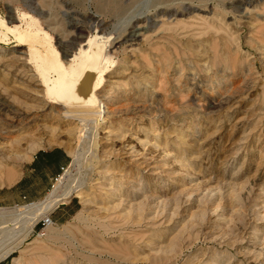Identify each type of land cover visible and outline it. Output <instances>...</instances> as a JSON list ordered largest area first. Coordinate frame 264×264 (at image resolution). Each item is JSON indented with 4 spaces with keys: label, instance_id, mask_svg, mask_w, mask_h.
Masks as SVG:
<instances>
[{
    "label": "rangeland",
    "instance_id": "obj_1",
    "mask_svg": "<svg viewBox=\"0 0 264 264\" xmlns=\"http://www.w3.org/2000/svg\"><path fill=\"white\" fill-rule=\"evenodd\" d=\"M0 22V187L40 149L70 156L48 193L60 182L69 194L53 225L38 218L0 264H264V0H0ZM29 43L64 71L36 63ZM87 43L105 75L95 131L48 86L77 85L63 57ZM150 196L140 216L106 211ZM30 209L0 207V251L26 235Z\"/></svg>",
    "mask_w": 264,
    "mask_h": 264
},
{
    "label": "bare ground",
    "instance_id": "obj_2",
    "mask_svg": "<svg viewBox=\"0 0 264 264\" xmlns=\"http://www.w3.org/2000/svg\"><path fill=\"white\" fill-rule=\"evenodd\" d=\"M145 21L147 22V20H145ZM0 24L1 25H5L4 22H0ZM149 25L146 28L145 27H135L132 31H130V34H129L128 38H130V39L132 38L133 39V38L139 37L142 33H145L147 31H149L150 29H154V27L156 26V23L150 21ZM5 30H7V29L5 28ZM13 33H14L15 36L20 35L18 30H14ZM31 36H33V35H31ZM26 37L29 39V36H26ZM33 37H35V36H33ZM28 39H27V41H28ZM19 41H21V40H19ZM23 41H25L24 43H26V39L25 40L23 39ZM23 41H22V43H23ZM29 42H31V41H29ZM87 44H88V47H87L86 51H84L82 49V47L80 46L79 52L76 53V55H74V56L64 55V57H63V59L66 60L65 61V65L66 66L65 67H67V69L69 71V75H67V77L70 78L71 81H73L74 78H75V80L77 81V85L76 86H73V85L70 86V85L66 84L62 80H61V82H59V80L58 81L57 80H52L49 83L48 86H49V90L53 91L54 95H55V99L53 101L51 100L52 103L64 105L63 106V107H65L64 108L65 109V112H64L65 115L64 116H66L67 118H70V119L78 120L80 123L83 124V128L82 129H84L86 131L89 130V129H91V130L94 129V131H95V130H98V128H103L104 125L106 124V118H105L106 117V112H104V107L99 105L102 102L100 101V99L98 97V92L101 89V85H102V82L104 80L102 77H104L105 75L103 76V69L100 66V58H99V56L101 55V51L95 52L93 49H91L89 43H87ZM87 44H85V45H87ZM27 47H28L27 49H29V52H30V54H28V55H30L32 59H35L36 63H39L40 65H52L53 67L55 66L58 71H64L63 64H59L58 62H56V60H55L56 59L55 58V52L54 51H52V55L51 56H46V55L41 54L39 52L38 48L35 47L34 45L30 44V43L28 44ZM53 55H54V57H53ZM61 63H63V62H61ZM57 84L60 85L59 90H56V85ZM108 99H109L108 97L105 98L106 101ZM93 103L96 104V105L98 104V105L94 106ZM106 132H108V131H106ZM109 133H111V132H109ZM137 142L140 143V141H137ZM124 148L126 149V147H124ZM134 154L135 153H133V155ZM128 155H129V153H128ZM135 158H137V157H135ZM59 183L56 184V186L54 187V190L48 195L46 200L41 201V202L36 203V204L30 205V207H31L30 211L31 212L28 214V217H29L28 221L30 223L28 225V229H26L27 230L26 231V235L21 240H19L18 243H16L15 241H12L7 246L1 247L2 250L0 251V261H3L4 259H6L14 250L19 249V247L21 246V244H23V242H24L25 238L28 236V234L30 232H33L32 230H33L34 224H35V222H36V220L38 218H41L44 215H48V213L51 210H53L60 202L66 200L68 198L69 194H62V193L59 192L60 191ZM111 189L113 190V188H111ZM112 190L105 191L107 193L108 199L110 198L111 200L113 199V197L116 194L115 193L116 190L114 189L115 192L112 191ZM106 193H104V194L106 195ZM117 197H118V194H117ZM132 200L134 201V199H132ZM130 203H132V202L131 201L129 202V200H126V203H125L123 200H119L118 199L117 201H113L111 203L110 207H109V205L107 206V207H109V209H107V207L105 209H107L106 211H108V210L111 211V210H115V209L116 210L122 209L125 212L126 216H129L132 212H135V215L137 213L140 216L141 212L143 213V211H144V207L146 209L148 208L149 210L153 207L152 197L151 196L150 197H146L145 199H143V202H139V204L133 205V204H130ZM108 204H110V203H108ZM4 214H6V213L3 212V211H0V218L1 219L4 218ZM121 214H123V216L125 217L124 213H121ZM112 216H108V218H110ZM122 219H124V218H122ZM14 221L15 222L12 221L13 225L17 224L16 220H14ZM101 221H103V219ZM119 222H121V221H119ZM52 225L53 224H51V225H49L47 227L49 228ZM110 225H108L107 223H100V227H102L104 229V231H106V232L113 230V228L110 229L111 228ZM109 226H110V228H109ZM10 235H13L12 237L15 236V234H12V233ZM7 239H8V237H7ZM4 240L7 241L6 239H4ZM7 242H9V241H7ZM43 249L44 248L37 247L36 250L42 251ZM46 250L47 249L45 248L43 251H46ZM49 251L50 250H48V253H49ZM54 261H55V257L54 256L45 255V256H40L38 261H34V264H56V262H54ZM14 264H17V263L14 262Z\"/></svg>",
    "mask_w": 264,
    "mask_h": 264
},
{
    "label": "crops",
    "instance_id": "obj_3",
    "mask_svg": "<svg viewBox=\"0 0 264 264\" xmlns=\"http://www.w3.org/2000/svg\"><path fill=\"white\" fill-rule=\"evenodd\" d=\"M69 164L70 156L62 147L38 150L21 166L12 184L0 187V207L32 205L42 201Z\"/></svg>",
    "mask_w": 264,
    "mask_h": 264
},
{
    "label": "built area",
    "instance_id": "obj_4",
    "mask_svg": "<svg viewBox=\"0 0 264 264\" xmlns=\"http://www.w3.org/2000/svg\"><path fill=\"white\" fill-rule=\"evenodd\" d=\"M40 224L43 227H47V226L53 224V221L51 220L50 216L48 215V216H45V217H43V218L40 219Z\"/></svg>",
    "mask_w": 264,
    "mask_h": 264
},
{
    "label": "water",
    "instance_id": "obj_5",
    "mask_svg": "<svg viewBox=\"0 0 264 264\" xmlns=\"http://www.w3.org/2000/svg\"><path fill=\"white\" fill-rule=\"evenodd\" d=\"M63 206L65 205V204H62ZM60 206V205H59Z\"/></svg>",
    "mask_w": 264,
    "mask_h": 264
}]
</instances>
